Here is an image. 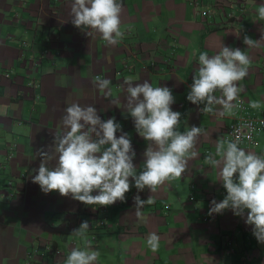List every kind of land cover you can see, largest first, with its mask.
I'll return each mask as SVG.
<instances>
[{
    "label": "crops",
    "instance_id": "1",
    "mask_svg": "<svg viewBox=\"0 0 264 264\" xmlns=\"http://www.w3.org/2000/svg\"><path fill=\"white\" fill-rule=\"evenodd\" d=\"M71 3L0 0V264H27L32 257L42 264H64L73 248L83 247L72 230L85 220L90 225L86 239L100 252L97 264H228L230 256L221 249L228 235L242 263L264 264V244L242 217L230 208L208 214L211 201L220 202L227 193L219 169L206 164L205 157L211 152L217 158L215 145L224 139L231 115L203 113L204 104L186 99L200 52L211 56L223 45L250 56L239 97L249 106L259 101L264 111V20L258 16L264 0H245L243 13L229 23L216 12L206 19L187 0H120L124 36L116 45H107L93 29L75 27ZM51 30L56 36L48 41L47 55L39 56ZM245 36L259 41V47L248 48ZM122 62L131 69L115 73ZM97 76L111 79L110 96L97 88ZM125 77H133V85L148 80L154 87L168 86L175 99L171 108L181 113L177 130L193 125L204 130L187 171L154 193L147 188L137 193L132 186L125 201L109 206L84 205L58 191L44 193L32 182L41 162L38 152L50 151L73 102L96 107L102 120L115 117L131 137L137 173L142 170L151 142L137 134L127 113V93L120 87ZM238 146L263 154L264 127ZM54 164L55 159L48 166ZM137 194L152 203L137 208ZM153 232L160 237L156 252L147 245Z\"/></svg>",
    "mask_w": 264,
    "mask_h": 264
},
{
    "label": "clouds",
    "instance_id": "2",
    "mask_svg": "<svg viewBox=\"0 0 264 264\" xmlns=\"http://www.w3.org/2000/svg\"><path fill=\"white\" fill-rule=\"evenodd\" d=\"M121 13L120 0H72L70 10L75 27L95 30L107 45L118 44L124 36ZM258 16L264 20V5L258 8ZM243 42L248 48L259 47V41L248 36ZM198 62L186 99L194 105L204 104L203 113L232 115L239 107L237 101L243 91L239 82L248 76L250 56L239 48L221 45L214 55L200 52ZM133 81V77H125L120 87L127 93L125 107L137 134L151 142L143 153L142 170L137 173L131 137L122 132L115 117L102 120L96 107L73 102L65 109L50 151L38 152L41 162L32 182L44 193L58 191L84 205L109 206L125 201L132 186L137 193L145 188L154 193L166 182L181 179L188 160L197 156L193 149L204 130L195 125L183 132L177 130L181 113L171 108L175 99L168 86L154 87L148 80L133 85ZM95 83L106 96L112 94L110 78L97 76ZM217 92L221 95H215ZM250 107L258 109L261 104L251 101ZM117 132L122 134L117 136ZM239 142L238 137L235 141L219 139L215 145L217 158L211 152L205 157L206 164L219 169L227 193L220 202L211 201L208 214L230 208L251 226L258 243L264 244V154L246 151ZM53 159L55 164L50 168L48 163ZM133 199L137 208L152 203L151 198L142 200L139 194ZM89 228L85 220L72 230L81 237L83 247L73 248L64 264H97L100 252L86 239ZM147 245L156 252L159 235L150 233Z\"/></svg>",
    "mask_w": 264,
    "mask_h": 264
},
{
    "label": "built area",
    "instance_id": "3",
    "mask_svg": "<svg viewBox=\"0 0 264 264\" xmlns=\"http://www.w3.org/2000/svg\"><path fill=\"white\" fill-rule=\"evenodd\" d=\"M193 7H195L196 13H201L203 17L209 19L214 12L225 19L224 22L229 23L230 19L233 17H239L244 10L245 0H187ZM204 4L206 8H196L199 5ZM56 36L53 30L49 31L44 38L46 45L39 53V56H46L48 53V41H51ZM52 54L50 55V57ZM49 57V58H50ZM29 58V57H27ZM32 60V59H31ZM151 68L154 65L151 63ZM131 65L122 62L115 69V73H119L125 70H130ZM6 74V73H5ZM237 103L239 107L234 110L231 115L230 120L226 123L223 129V137L225 140L235 141L237 137L239 138V145H244L252 141L254 135L264 127V111L260 108H251L242 97H238ZM264 154V152H263ZM7 185H11V180L7 179L5 181ZM11 195V193H8ZM102 222V220H101ZM222 252L228 256L235 255L234 249V238L232 235L226 236L221 241ZM38 247H36L33 253L37 252ZM41 257V256H40ZM42 264L41 260L38 258H30L27 264ZM228 264H243L237 257L236 259H229Z\"/></svg>",
    "mask_w": 264,
    "mask_h": 264
},
{
    "label": "rangeland",
    "instance_id": "4",
    "mask_svg": "<svg viewBox=\"0 0 264 264\" xmlns=\"http://www.w3.org/2000/svg\"><path fill=\"white\" fill-rule=\"evenodd\" d=\"M234 249H235V245H234ZM235 253H236V251H235ZM236 257H237V255H230V259H236ZM243 264H245L244 262H243Z\"/></svg>",
    "mask_w": 264,
    "mask_h": 264
}]
</instances>
